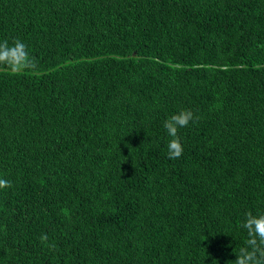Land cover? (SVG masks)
Here are the masks:
<instances>
[{"label": "trees", "instance_id": "obj_1", "mask_svg": "<svg viewBox=\"0 0 264 264\" xmlns=\"http://www.w3.org/2000/svg\"><path fill=\"white\" fill-rule=\"evenodd\" d=\"M17 38L37 68L0 67V264L234 262L264 214V0H0Z\"/></svg>", "mask_w": 264, "mask_h": 264}, {"label": "clouds", "instance_id": "obj_2", "mask_svg": "<svg viewBox=\"0 0 264 264\" xmlns=\"http://www.w3.org/2000/svg\"><path fill=\"white\" fill-rule=\"evenodd\" d=\"M0 67L6 68L11 75H20L33 71L37 68L34 57L30 56L27 45L20 39L0 41ZM191 110L182 109L168 117L163 127L171 138L167 145V155L170 160L179 159L183 154V145L179 136V130L188 127L189 123L198 120ZM11 182L0 178V190L11 188ZM247 232L246 246L239 249L235 254V261L228 264H264V214L254 215L252 212L245 213L241 224ZM48 236L42 233L39 240L47 246Z\"/></svg>", "mask_w": 264, "mask_h": 264}]
</instances>
